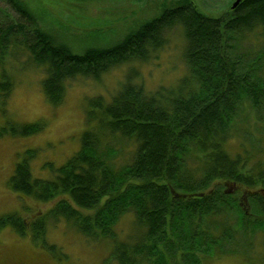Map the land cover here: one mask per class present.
<instances>
[{
	"label": "trees",
	"instance_id": "obj_1",
	"mask_svg": "<svg viewBox=\"0 0 264 264\" xmlns=\"http://www.w3.org/2000/svg\"><path fill=\"white\" fill-rule=\"evenodd\" d=\"M0 2L9 8L0 12L2 115L13 89L4 63L20 50L43 69L41 88L52 106L62 102L71 80L98 81L128 65L109 100L87 99L79 149L56 169L47 164L53 178H34L29 160L35 152L25 151L8 187L38 202L56 200L30 223L16 213L0 215V230L10 226L24 235L29 226L34 241L46 245V219L63 220L87 240L111 241L101 264H202L224 248L245 255V264H259L245 250L256 233L264 234V163L241 147L232 156L227 145L249 120L241 117L246 109L253 123L264 121V0H243L219 18L182 0L108 46L58 40L39 24L42 12L22 0ZM176 29L186 72L149 90L130 66L154 58ZM246 44L249 52L238 49ZM41 128L9 123L0 138ZM126 215L133 219L131 233L120 238L115 227Z\"/></svg>",
	"mask_w": 264,
	"mask_h": 264
},
{
	"label": "rangeland",
	"instance_id": "obj_2",
	"mask_svg": "<svg viewBox=\"0 0 264 264\" xmlns=\"http://www.w3.org/2000/svg\"><path fill=\"white\" fill-rule=\"evenodd\" d=\"M22 1L45 15V19H39V24L50 30L58 40L74 45V42L83 41L90 45L108 46L144 22L158 17L165 9L176 7L182 0ZM232 2L193 0L199 11L213 18L227 15ZM6 10L9 8L0 2V12ZM167 39L168 44L154 53V58L130 66L138 72L136 82L149 90L159 85H172L186 72L180 31L176 29L170 32ZM250 47L252 45L246 44L238 49L247 53ZM4 69L13 82V89L6 103L5 114L0 113V128H8L9 123H38L42 128L26 137L4 135L0 138V215L16 213L26 223H30L52 208L56 199L42 203L13 192L8 187V180L15 164L22 160L25 151H34V157L29 160L31 175L45 180L53 178V170L47 164L56 169L79 149L80 136L85 130L87 99L99 95L109 100L108 96L118 88L128 65L111 69L98 81L89 78L71 80L66 86L62 102L56 106L50 105L42 92L43 69L31 63L24 49L16 56L10 55L4 63ZM241 117L250 118L239 124L241 133L238 138L229 141L227 150L233 156L241 147V150L249 151L264 163V154L258 155L264 151V121L253 123L252 114L247 109L241 113ZM132 222L130 215L118 221L115 230L120 238L131 233ZM43 239L46 245L42 244L41 239L34 241L29 226L24 235L16 233L10 226L1 229L0 264H101L112 248L110 240H87L63 220L53 223L51 219H46ZM49 246H55V249L51 251L47 248ZM224 249H220L223 252L213 257L205 256L202 264H245V255L229 254ZM245 252L252 258L262 259L257 262L264 264L262 232L256 233L253 247Z\"/></svg>",
	"mask_w": 264,
	"mask_h": 264
},
{
	"label": "flooded vegetation",
	"instance_id": "obj_3",
	"mask_svg": "<svg viewBox=\"0 0 264 264\" xmlns=\"http://www.w3.org/2000/svg\"><path fill=\"white\" fill-rule=\"evenodd\" d=\"M136 2H140V1H142V0H135ZM178 1H180V0H177V2ZM188 1H192L193 2V0H188ZM234 1L235 0H233V2L230 4V6H229V11L227 12V13H231V12H233V11H235L237 8H238V6H239V4L243 1V0H241V2L235 7V8H232V4L234 3ZM179 5V4H178ZM177 5V6H178ZM164 8H166L167 6L166 5H162ZM157 18V17H156ZM155 19V18H154ZM153 20V19H152Z\"/></svg>",
	"mask_w": 264,
	"mask_h": 264
},
{
	"label": "water",
	"instance_id": "obj_4",
	"mask_svg": "<svg viewBox=\"0 0 264 264\" xmlns=\"http://www.w3.org/2000/svg\"><path fill=\"white\" fill-rule=\"evenodd\" d=\"M240 2L241 0H235L234 3L232 4V8H235Z\"/></svg>",
	"mask_w": 264,
	"mask_h": 264
}]
</instances>
